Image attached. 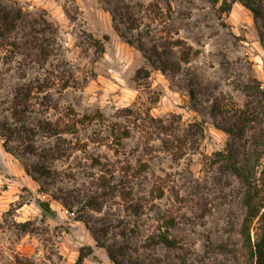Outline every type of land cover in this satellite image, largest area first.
<instances>
[{
  "label": "rangeland",
  "instance_id": "374dc122",
  "mask_svg": "<svg viewBox=\"0 0 264 264\" xmlns=\"http://www.w3.org/2000/svg\"><path fill=\"white\" fill-rule=\"evenodd\" d=\"M222 3L0 0L12 22L0 36V124L13 120L17 92L28 86L31 124L93 117L76 134L38 130L40 156L16 151V142L8 151L0 137V264L17 256L76 264L88 246L94 251L83 264H249L240 233L245 185L212 158L227 142L242 157L250 135L217 128L212 104L243 106L254 79L264 88V0H257L261 18L240 2L229 12ZM141 49L160 52L175 70L153 67ZM111 129L130 136L116 139ZM37 164L49 175L34 174ZM128 165L126 199L117 186L99 210L86 204L98 177L117 184ZM62 195L72 209L55 198ZM37 198L56 215L44 216ZM162 234L176 245L159 242Z\"/></svg>",
  "mask_w": 264,
  "mask_h": 264
},
{
  "label": "trees",
  "instance_id": "16d2710c",
  "mask_svg": "<svg viewBox=\"0 0 264 264\" xmlns=\"http://www.w3.org/2000/svg\"><path fill=\"white\" fill-rule=\"evenodd\" d=\"M235 2L242 3L247 9H249L256 18L262 17V11L257 4V0H223L221 8L225 12H229L232 5ZM0 36L8 34L12 29L9 25L12 22L10 14L5 10H0ZM141 48V47H140ZM144 53L145 51L141 49ZM154 54L146 56L150 64L163 71L164 73L175 70L176 62L168 61L162 57V54L158 51H154ZM190 55L183 58L184 61L189 59ZM144 76L149 77L150 71L143 69ZM66 88L68 84L64 85ZM44 86L40 85L39 91L44 90ZM34 88L28 86L26 89H20L16 95V103L12 106V121L5 120L0 124V137L3 140V146L9 151V144L12 142L18 143L15 147L16 151L21 150L23 152L38 155L35 139L40 135L38 130L46 132L48 136H58L62 133L76 134L78 132L77 126L88 125L93 121V117L89 115H83L78 117L76 113H69L63 119V126L67 127L64 131L61 124H54L52 121L46 119L41 120L37 125L31 124L26 119V112L29 111L30 99L33 94ZM247 101L243 106H237L233 103H222L220 100H215L212 104V117L216 119L215 126L220 130L228 133L229 135L241 138L250 135V141L242 153V157H239V150L231 142H227L223 150L214 152L212 162L225 166L226 169L231 170L236 174L245 185V192L243 196V203L245 206V215L241 225V236L243 240V247L247 252L249 264H264V88L262 83L257 79L252 81V84L246 85ZM65 119L68 121H65ZM220 119V120H219ZM118 132L111 129L109 136H114L116 139L127 138L130 136V131L124 129ZM121 144V143H120ZM71 147V146H70ZM70 148L65 149V153L72 151ZM63 156V155H61ZM94 166L101 165V161L98 158H94ZM122 178L119 183L115 184L107 175H102L96 180V191L89 194L86 204L91 208L99 210L102 207V201L110 192L118 189L117 186H122L118 189L121 195L125 197L127 193L124 187L129 178L130 165L128 167H122ZM32 171L38 177L48 176L49 171L43 165H33ZM117 171V170H115ZM114 171V172H115ZM27 172H30L27 169ZM30 175L34 179L37 177L30 172ZM124 187V189H123ZM55 197V196H54ZM61 200V203L68 209H72L73 200L71 197L62 195L55 197ZM127 197H125L126 199ZM37 205L40 207L44 216L54 217L56 210L51 206L50 201L36 199ZM80 220L86 221L83 217H79ZM253 226L256 228V238L253 240L251 231ZM97 239V245L100 247H106L102 242L98 234H94ZM159 242L166 245L175 246L176 240L170 238L167 234H162ZM94 251L92 246H88L80 251L76 264H83L84 259L91 255ZM116 264H125L114 258ZM14 264H36L33 260L27 257L17 256Z\"/></svg>",
  "mask_w": 264,
  "mask_h": 264
}]
</instances>
